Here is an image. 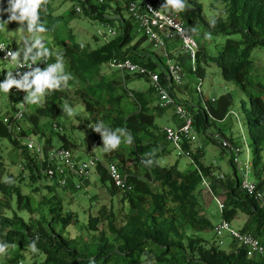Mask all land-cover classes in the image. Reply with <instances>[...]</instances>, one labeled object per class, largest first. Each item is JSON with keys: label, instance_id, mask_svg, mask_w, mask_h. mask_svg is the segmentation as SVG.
Listing matches in <instances>:
<instances>
[{"label": "trees", "instance_id": "obj_1", "mask_svg": "<svg viewBox=\"0 0 264 264\" xmlns=\"http://www.w3.org/2000/svg\"><path fill=\"white\" fill-rule=\"evenodd\" d=\"M50 1L48 0L47 12L40 13L41 22L46 28L49 24L46 19L51 17ZM75 1L86 15L105 23L119 20L120 27L117 37L97 49H91L77 42L67 44L68 47L65 48L63 56L69 59L71 68L81 81L85 84L92 82V78L99 69L115 58H130L151 70L157 69L158 64L148 53H141L137 50L139 47H130L135 40L133 31H137L133 20L130 17L124 18L123 15H120L119 19L117 17L112 19L108 15L109 7L111 8L113 3L120 6L117 1ZM151 1L158 5L165 2V0ZM96 2L102 4V7H98ZM3 3H8V0H0V6ZM223 3L228 8L226 21L214 27L204 20L201 4L195 3L194 8H188L180 14L191 26H195L197 21L213 35L226 38L222 47L218 46V43L215 45L219 49L217 56L210 54L206 46L200 49L196 76L204 80L207 76V67L210 63H215L221 69L226 81H232L243 90L251 91L249 96L251 119L248 121V131L255 150L253 166L258 180L256 183L259 189H264V84L250 77L254 63L252 53L257 47L264 46V0H223ZM74 12L76 13L75 8ZM7 19V16L0 15V21ZM9 24L20 27L15 22ZM137 33L140 35L138 31ZM145 41L147 39L143 36L136 45L142 46ZM63 43L66 44V42ZM190 71L193 73L191 67ZM127 77L129 79L132 76L127 75ZM145 79L149 82L147 78ZM113 84H108L105 90L99 91L90 87V91L98 94L99 97L103 94L105 98L110 96L108 108L112 126L126 128L133 137V143L129 144L132 155L125 154L126 144L123 140L119 149L105 153L107 163H116L127 175L128 183L132 187L131 191H124L129 198L130 208V215L125 218V222L121 226L114 223L116 218L108 222L107 231L111 238L107 237V231L104 230L101 236L91 243L80 242L64 236L66 228L74 217L64 216L63 202L57 195L48 200V217L34 223L26 221L20 215L22 209L28 212L33 210V200L30 197H24L18 189L8 191L2 187V193L9 195V198L4 196V201H0V242L29 249L28 244L39 236L36 243L40 249L39 253L45 256L44 264H142L152 259L154 264H264V257L249 258L243 247L239 246L228 251L217 245L214 240L210 244L208 238L201 236L204 232H214L215 226L206 217L200 215L203 179L213 180L210 177V168L199 163L197 153L200 149L193 154L197 167L186 173L179 171L177 166L168 168L160 166L159 163L145 167L141 163L142 159L152 158L158 161L168 153L167 145H165L167 141L162 130L156 125L155 117L150 113L148 102L142 94L136 93L133 101L135 111L127 114L129 107H120L123 105L121 100L125 95L116 96L114 94L116 88ZM60 93L62 90L46 96V105L37 109V114L32 116L33 126L39 127L40 119L45 116L57 120L62 111L61 105L56 104V97ZM92 95H90L91 98ZM171 95L173 96L172 91ZM233 102V95L227 93L217 100L216 105L208 102L210 114L204 108H198L195 111L197 130L203 124V129L206 131L204 133H207L211 119L216 122L224 121L231 113ZM87 108L91 111L90 105ZM0 138H7L14 144L18 142L11 138L1 119ZM231 141L236 142V139L232 138ZM70 146L75 145L65 138V143L61 147L71 148ZM153 150L155 151L152 157L146 155ZM231 164L233 166V163ZM26 165L33 179L42 176L32 158L27 160ZM97 170L102 182L110 181L103 164L99 165ZM234 174L237 175L235 167ZM224 180H215V182H221L220 185L227 194L225 207L221 210L223 219L232 222L240 213H243L248 219L242 232L252 234L250 231L255 230L258 234L264 235V207L241 191L239 177H236L235 182L229 179L223 182ZM13 199H15L16 208L11 202ZM7 212H10L12 216L7 215ZM111 216L115 217L113 211ZM97 224V220L90 222L91 230L97 231ZM253 235L260 239L257 234L253 233ZM262 243L264 245V242ZM20 259L21 256L17 255L16 258L9 260V264H22Z\"/></svg>", "mask_w": 264, "mask_h": 264}, {"label": "rangeland", "instance_id": "obj_2", "mask_svg": "<svg viewBox=\"0 0 264 264\" xmlns=\"http://www.w3.org/2000/svg\"><path fill=\"white\" fill-rule=\"evenodd\" d=\"M96 3L98 4V2ZM195 3L202 5L203 18L210 25L213 19L216 21L215 25L226 21L228 8L227 5L223 3V0H187V4L191 5V8L195 7ZM115 4L118 5L117 3ZM7 5L8 3H3L0 8L6 9ZM50 5L49 13L51 17L46 19L49 23L47 25L48 31L40 35L43 38L45 46L52 53L50 57L54 58L55 61L56 55L59 54L63 56L65 48L73 44L72 42L89 46L91 49H97L109 42V40L113 38L105 37L99 33V31L107 33L110 27L108 25L113 26L118 33L120 31L119 20H113V23H104L99 19H93L86 15L85 11L80 14L75 13V5H78L75 0H51ZM116 5H112L111 8L109 7V10L114 14L108 13V15L119 19V14H122L124 18H128L129 16L122 4H120V7ZM98 7L101 8L102 4L99 3ZM3 15L7 16V14ZM185 21L187 22V28L190 33L193 34L200 43L207 47L210 54L217 56L219 50L218 46L220 45V47H222L226 38L224 36L213 35L204 25H200L197 21L195 26H191L188 20ZM193 27L197 29L196 33L191 32ZM18 28L19 27H13L10 24H4L3 27L0 28L2 38L13 47L14 51L22 47L21 37L28 35L26 29L25 32L21 33L17 31ZM205 33H211V39L205 38ZM141 37H143V34L138 35L137 31L134 30L133 38H135V40L130 47H139L137 50L141 53H148L153 59L157 60L161 69L166 70L167 66L163 60L166 61L167 59L164 58L163 50L156 49L149 41H145L142 46L139 44L136 45V42L140 40ZM63 42H66V44ZM217 43L218 46L215 47ZM176 44L179 46V43ZM169 48L170 46H168V50ZM179 49L180 52L178 50L177 54H174L175 57L172 55H170V57L173 62L182 63L185 68L184 86L171 88L172 94L176 93L180 103L189 108L193 106V108H191L196 111L198 108H203L205 106V101H211L213 99L219 100L221 96L227 93L232 94L234 98L231 107V112H234V114L227 117L225 122H216L211 119L207 133H204L206 131L203 129V124L198 127L199 132L197 133V140L194 142L192 149L194 148L193 150L195 153L200 149V152L197 153L199 163L204 166H212L216 175H224L227 177L226 179L235 182L236 177L240 176L238 167H235L238 172L237 175L234 174V167L231 164L233 162V156L229 152L223 150V148L211 138L217 132L230 140L234 136L235 138L233 139H236V142L243 148L239 166L245 168L246 163L249 162L250 180L258 182L253 166L255 150L248 131V121L251 119V114H249V96L251 91L243 90L232 81H226L222 76L221 69L215 63H210L209 67H207V76L202 80V85L200 86V80L195 74L189 71V62L187 61L188 59L185 53L181 51V48ZM158 52H160L161 60L158 57ZM22 55L23 53H21V56ZM252 60L254 63L251 68L250 77L264 84V46H259L253 51ZM64 63L65 71L71 73L73 79L69 80L68 87L64 88L62 93L56 97V104H60V108L62 109L57 120L45 116L40 119L39 127L33 126L32 116L37 114V109L46 105L47 100L45 96L39 104H28L29 110L22 125L25 129L29 130V139H23L22 142L18 141L17 144H14L7 138H0V201H4L5 197L9 198L8 194V196H6L2 193V187L8 191L12 189L20 190L24 197H30L34 202L31 212L22 209L20 210V215H22L26 221L35 223L38 220L48 217V200L57 195L63 202L64 216L72 215L74 217L71 224L66 228L64 236L76 239L80 242L91 243L101 236L102 231H107V225L111 219L114 220V218H116L114 223L119 226L125 222V218L130 215L129 198L127 194L113 188L110 181L102 183L96 172H94L91 177L90 184L92 186L88 188V186L85 185V189L81 191L60 188L55 181L49 180L44 175L33 179L26 164L27 160L29 158L31 159L34 155L32 154V156H30L29 153L24 150V145H27V142L32 140L46 147V149L51 147L59 148L64 145L66 138L75 145L70 146V149L76 158L84 161L97 159L103 163H107L108 160L105 154L106 152L103 150L101 136L97 135V133L93 131V128L98 121H102L106 127L112 130L117 129L112 126V118L111 121L109 120L111 117L108 108L110 96H107V100L104 94L102 97H99L98 94L91 93L90 87H94L99 91L105 90L107 87L106 85L114 83L113 86L116 88L114 94L116 96H118V94L125 95L124 99L121 100V104L123 105L120 107H134L133 101L136 93L145 96L151 95L153 97L154 106L159 105V98L153 90H150V84L145 79L141 77H130L128 79L126 75L117 72V70L112 69L109 65H103L99 69V72L92 78V82L85 84L71 68L68 58L64 57ZM8 72H11L12 76L16 79L14 67L10 63H1L0 83L4 81ZM198 88L200 89L197 90ZM201 91L202 94L200 93ZM89 94H93L92 98ZM21 100H23V96L20 93H14L13 89L7 94L0 92V119L11 116L14 106ZM178 100L177 102L179 103ZM65 104L74 109V116L70 117L64 112ZM88 105L91 106L92 112L88 110ZM96 108L97 110H95ZM130 109L132 110L133 108ZM158 109L159 108L156 107L154 112L156 125L160 130L168 126L174 128L180 127L175 116L174 106ZM131 110L127 113L130 114ZM122 140H124L123 137ZM165 145H167L168 153L158 160L160 166L168 168L177 166L178 170L184 173L196 167L193 159L187 156L179 157L171 143L167 142ZM130 146L129 144L125 146V154L128 156L132 155L131 151H129L131 148ZM34 159L36 160V158ZM6 176L14 179V184L8 185L3 183L2 181ZM211 194L216 195L215 197L218 196L213 188ZM226 195L225 192L220 194L221 197ZM219 200L225 202L226 199L219 198ZM220 201L212 198L208 202L206 215L204 214V210L201 212V215L206 217L214 226L223 221ZM11 202L13 207L16 208L15 199L11 200ZM201 202L202 205L205 204L203 196L201 197ZM111 211L115 213V217L111 216ZM7 215L12 216L10 212H7ZM239 215L241 218H236L232 222V227L237 230L242 228L243 219H245L246 216L243 213ZM46 219L49 220V218ZM96 220L98 221V230L93 231L90 228V222L93 223ZM250 232L255 235L257 234L260 240L264 242V235L258 234L255 230H251ZM106 233L107 237L111 238L109 231ZM201 236L208 238L210 244L212 240H214L218 245V238L213 231L201 233ZM223 239L225 241V245L222 246L223 249L229 251L239 247L232 242L227 234H223ZM17 255L21 256L20 263L22 264H44L45 262V256L43 254L32 253L30 249H22L20 246L16 245L15 248L10 247L4 256H0V264H9V260L11 258H16ZM142 264H154V260L152 259Z\"/></svg>", "mask_w": 264, "mask_h": 264}, {"label": "built area", "instance_id": "obj_3", "mask_svg": "<svg viewBox=\"0 0 264 264\" xmlns=\"http://www.w3.org/2000/svg\"><path fill=\"white\" fill-rule=\"evenodd\" d=\"M103 1L104 0H100V2ZM115 1L122 4L125 8L128 16L133 20L139 34H143L147 41H149L156 49L163 50L164 58L167 59L166 61H163L166 63L167 68L164 70L158 65L156 70H151L146 65L137 63L130 58H115L107 65L126 76L147 78L152 90L159 98V109L174 106L175 116L180 127H165L163 128V134L166 141L174 146L179 157L187 156L193 159L197 167L193 157L195 151L192 149L194 142L197 140L198 133L195 125V110L182 103H178L171 95L172 87L184 86L185 68L182 63L173 62L169 54L168 46L171 47L172 45L179 43L181 51L185 53L189 66L191 67L193 74L196 76L198 52L204 45L190 33L186 26V22L180 13H171L151 0ZM75 11L77 14L83 13V9L80 6H76ZM161 16L170 19L172 24H168L166 19H161ZM108 26L110 27L107 33L100 31L99 33L109 38L117 37L118 33L116 29L111 25ZM181 29L184 30V35L192 37L187 44L181 34ZM0 45H3V48L0 49V64L10 63L14 67V74L18 80L21 79L22 74L29 71L30 68L40 67L41 69H44L47 66L46 64L55 63L53 58L49 57L46 63L40 60L37 61L36 64H31L29 61L28 65H25L24 68H18L16 64L10 62V57L7 59L5 58L6 53L9 50H14L13 47L2 38L1 34ZM17 72L21 73V75L18 76ZM199 80L201 86L202 80ZM199 89L200 88L197 90ZM13 92L20 93L24 99V92L19 91L16 88H13ZM200 93L202 94V91ZM208 102L216 105L217 100L213 99L211 101H205V106L203 108L208 114H210ZM28 109V104L23 103V100H21L14 106L13 114L3 119V123L6 126L8 133L13 139L21 141H23V139H29V133L22 125V122L25 121L27 116ZM230 114H234V112H231ZM211 138L213 141L217 142L223 150L229 152L233 156L232 163L234 167H238L241 191L253 198L261 207H264V189H259L258 183L250 180L249 162L246 163L245 168L239 166L240 156L243 152L242 146L237 142L227 139L218 132ZM24 147L30 155H34L32 156L33 159L36 158V160L34 159V162L38 166L39 173L47 177L49 180L55 181L60 188L73 189L75 191L85 189V185L90 181L92 174L98 169L99 165L103 164L112 185L117 190L123 192L132 190L131 185L128 183L127 175L120 170L116 163H103L97 159L84 161L76 158L70 148L51 147L46 149V147H43L32 140H29ZM117 178L119 183L117 182ZM217 178L223 180L225 179V176L218 175ZM203 187L210 192L212 190V185L206 178L203 179ZM215 199L220 201L216 197ZM224 207V201H220L221 210H223ZM214 234L218 238V244L220 246L225 245L223 234H227L233 243H236L247 251L249 258L264 257V245L261 240L253 234L244 233L241 230L233 228L231 223L227 220H223L214 227Z\"/></svg>", "mask_w": 264, "mask_h": 264}, {"label": "clouds", "instance_id": "obj_4", "mask_svg": "<svg viewBox=\"0 0 264 264\" xmlns=\"http://www.w3.org/2000/svg\"><path fill=\"white\" fill-rule=\"evenodd\" d=\"M47 4L48 0H8L7 8H0V15L7 14L8 16L6 21H0V28H2L4 24L15 22L20 25L17 31L23 33L25 32L26 26V32L28 35L21 37L22 47L17 48L16 51L9 50L5 56L6 59L10 57V62L16 64L18 68H24L25 65H28L29 61L31 64H36L37 60H42L46 63L47 59L52 55L51 51L45 46L43 38L40 35L48 31V29L41 22L40 15L41 11L47 12ZM161 7L171 13H180L188 8H191V5L187 4V0H165ZM161 19H166L168 24H172V21L167 19V17L161 16ZM210 23L211 26L214 27L216 23L215 19H213ZM180 31L185 43L187 44L192 37L184 35L183 29ZM196 31L197 29L194 27L191 29L192 33H196ZM205 38L211 39V33H205ZM2 48L3 45H0V49ZM21 53H23L22 56ZM46 65L47 66L44 69H41L40 67L30 68L29 71L23 73L21 79L19 80L15 79L11 72H8L4 81L0 83V92L7 94L11 91V89L16 88L17 90L26 93L23 103L39 104L48 94L67 88L69 80L73 79V77L71 73L65 71L64 57L57 54L55 63ZM17 75L20 76L21 73L17 72ZM64 112L70 117L75 114L74 109L69 107L67 104L64 105ZM1 120L3 122V119ZM27 131L29 133V130ZM93 131L101 136L103 150L106 153L119 149L122 137L124 138V143H133V137L126 128H117L112 130L111 128L106 127L102 121H98L93 128ZM17 141L22 142L21 140ZM154 151L155 150L146 155L152 157ZM141 163L144 164L145 167H151L153 164L158 163V161L148 158L142 159ZM2 182L12 185L15 181L14 179L6 176ZM117 182L119 183L118 178ZM38 239L39 236L35 237L28 244V248L32 253L40 252L36 243ZM10 247L15 248L16 245L0 242V256H4Z\"/></svg>", "mask_w": 264, "mask_h": 264}, {"label": "crops", "instance_id": "obj_5", "mask_svg": "<svg viewBox=\"0 0 264 264\" xmlns=\"http://www.w3.org/2000/svg\"><path fill=\"white\" fill-rule=\"evenodd\" d=\"M113 6L114 5H116L115 3H113L112 4ZM116 6H118V7H120L119 5H116ZM110 14H114V13H112V11H110ZM122 15V14H121ZM119 16H120V14H119ZM118 16V17H119ZM111 18L113 19L114 17H112L111 16ZM113 23V22H112ZM180 46H178L177 44H174V45H172L170 48H169V53H170V55H172L173 57H175V55L174 54H177V51L179 50V52H180ZM160 52H158L157 54H158V57L160 58V60H161V56H160V54H159ZM155 60V59H154ZM156 61V63H157V60H155ZM188 61V60H187ZM164 62V61H163ZM158 64V63H157ZM189 71H190V69H189ZM188 71V72H189ZM187 73V72H186ZM143 79H145V78H143ZM146 80V79H145ZM147 81V80H146ZM148 82V81H147ZM149 84H150V82H148ZM150 88H151V85H150ZM151 91H152V88L150 89ZM152 93V92H151ZM173 93V92H172ZM142 96L144 97V99L148 102V107H149V109H150V113H152L153 115H154V117H155V112H154V110H155V108L156 107H158L157 105H153V97L151 96V95H143L142 94ZM173 97L176 99V100H178L177 99V96H176V93L175 94H173ZM179 101V100H178ZM180 102V101H179ZM130 108H133L132 110L130 109ZM129 110H131V112H133V111H135V107H129V109L126 111V113L129 111ZM157 110V109H156ZM159 110V109H158ZM128 114V113H127ZM226 121V119L224 120V121H222V122H225ZM155 122H156V118H155ZM162 132H163V129H162ZM233 138H235L234 136H233ZM194 149V148H193ZM204 166V165H203ZM206 168H210V172H211V178H213V180H211L210 178H206L210 183H211V185H212V188L214 189V191H215V193L218 195L216 198H220V199H222V198H226V196H224V197H221L220 196V194L221 193H223V192H225L226 193V190L224 189V188H222V186L220 185V183L221 182H215V180L216 181H218V180H220V179H218L217 178V176L218 175H216V173H215V170H214V168L212 167V166H205ZM98 175H99V177H100V174H99V172H98V170H96L95 171ZM227 177H225V179H226ZM100 180H101V178H100ZM224 180V179H223ZM227 180V179H226ZM226 180H224L223 182H226ZM102 182V181H101ZM91 179H90V181L88 182V183H86V185L88 186V188L90 187V186H92L91 184ZM103 183V182H102ZM203 196V199H204V202H205V204H203L204 205V208H203V205H201L202 207H201V212H202V210H204V214L206 215V208H208V202L213 198V199H215V196L216 195H212L211 194V192L210 191H206V189L203 187V192L200 194V198ZM216 200V199H215ZM200 215H201V213H200ZM222 215V214H221ZM202 216V215H201ZM223 218V217H222ZM238 218L240 219L241 218V216L239 215L238 216ZM224 220V219H223ZM233 222V221H232ZM232 222H230L231 223V225H232ZM246 222H247V217L245 216V219H243V226H242V228L240 229L241 231L245 228V226H246Z\"/></svg>", "mask_w": 264, "mask_h": 264}]
</instances>
